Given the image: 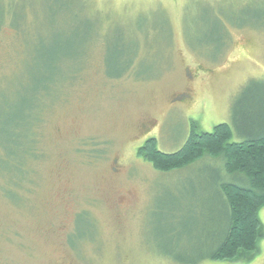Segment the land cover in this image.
<instances>
[{"label": "rangeland", "instance_id": "374dc122", "mask_svg": "<svg viewBox=\"0 0 264 264\" xmlns=\"http://www.w3.org/2000/svg\"><path fill=\"white\" fill-rule=\"evenodd\" d=\"M0 17L29 26L14 38L8 27L0 33V128L37 80L52 102L65 91L37 128L38 182L23 198L0 195V264H173L169 234L221 216L211 195L219 170L201 161L160 173L138 149L155 139L175 153L193 126L228 124L239 140V102L252 91L264 102V0H0ZM130 35L171 36L158 78H107ZM141 66L143 75L149 64ZM178 95L186 97L173 105ZM258 219L252 258L202 264H264V208Z\"/></svg>", "mask_w": 264, "mask_h": 264}, {"label": "trees", "instance_id": "16d2710c", "mask_svg": "<svg viewBox=\"0 0 264 264\" xmlns=\"http://www.w3.org/2000/svg\"><path fill=\"white\" fill-rule=\"evenodd\" d=\"M14 21L17 23V18ZM9 23L8 19L0 17V33L4 27H8V31L14 35L13 38L22 33V26L23 30L29 28L25 24ZM139 37L144 42L143 52L139 48L142 42ZM139 37L138 35L127 37L130 51L122 50L115 57L113 55L114 59L111 60L115 72L107 74L108 79L132 78L135 81H145L160 76L164 63L166 64L162 55L170 47L171 36L139 35ZM140 47L143 49L142 45ZM86 49L88 56L92 47L88 46ZM59 54L57 52V56ZM51 58L49 60L51 64L57 63L58 58L56 60ZM142 61L148 63L149 68L145 74L140 75L138 70H142ZM44 82L37 80L31 87L33 89L27 93L32 99L22 101L23 109L18 112L21 118L17 115L12 118L11 125H7L8 119L6 124L5 122L1 124L0 188L4 189H0V195L6 199L10 198L12 193L17 198L18 196L23 198L22 193L27 189L31 191L30 184L38 182L39 179L34 168L35 164L44 160L45 155L38 146L40 134L37 128L42 121L46 122L50 109L64 100L65 93L56 90L54 93L56 101L52 102L50 96L53 91L50 85ZM260 82L261 89L264 90V79ZM246 94L234 113L233 121L239 140L231 141L232 130L228 124H218L209 133L197 132L193 126L194 129H190L184 144L175 153L159 151L155 139L146 140L138 149L137 155L160 173L187 169L201 161L210 162L219 170V177L211 195L216 197L221 216H215L214 223L209 221L211 224L209 228H199L200 226L196 225L193 230L186 231L183 228L172 231L165 243L167 246L165 255L173 264H202L233 261L239 258L249 260L257 249L262 234L258 211L264 208V102L258 97L252 99L253 91ZM31 117L33 118L30 120ZM3 124L5 127H2ZM8 126L12 132L7 131ZM20 130H23L22 134ZM12 171L14 175L9 174ZM16 175L18 180L15 179ZM229 177L234 179L233 182L227 180ZM83 244L84 242L72 249L77 251Z\"/></svg>", "mask_w": 264, "mask_h": 264}, {"label": "flooded vegetation", "instance_id": "af4514ba", "mask_svg": "<svg viewBox=\"0 0 264 264\" xmlns=\"http://www.w3.org/2000/svg\"><path fill=\"white\" fill-rule=\"evenodd\" d=\"M185 97H186L185 95H178V96H175V97L173 98V100H172V104H173V105L180 104L181 102L184 101Z\"/></svg>", "mask_w": 264, "mask_h": 264}]
</instances>
